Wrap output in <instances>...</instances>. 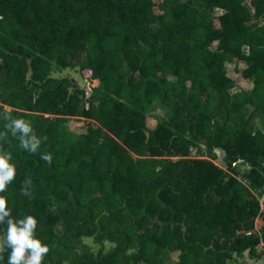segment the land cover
<instances>
[{
	"label": "trees",
	"instance_id": "1",
	"mask_svg": "<svg viewBox=\"0 0 264 264\" xmlns=\"http://www.w3.org/2000/svg\"><path fill=\"white\" fill-rule=\"evenodd\" d=\"M233 60L249 88L231 91ZM54 68H88L98 83L86 98ZM156 99L169 114L149 127ZM5 112L47 137L36 154L11 133L0 139L17 164L0 195L13 218H37L36 236L50 248L43 264H165L172 252L175 264H246L238 260L245 252L260 256L264 0H0V132ZM257 112L261 128L251 122ZM78 114L94 121L82 132L67 125ZM196 141L207 157L190 155ZM216 148L226 168L214 162ZM238 161L249 166L242 178ZM28 178L31 196L22 194ZM82 236L114 246L94 253Z\"/></svg>",
	"mask_w": 264,
	"mask_h": 264
},
{
	"label": "clouds",
	"instance_id": "2",
	"mask_svg": "<svg viewBox=\"0 0 264 264\" xmlns=\"http://www.w3.org/2000/svg\"><path fill=\"white\" fill-rule=\"evenodd\" d=\"M3 117L5 131L0 132V139L11 133L18 138L20 147L32 154L39 151L42 142L47 137L36 134L32 122L24 118L13 117L5 112ZM49 165L52 162L51 153H43L40 157ZM17 164L13 162L12 153L0 147V193L7 191L16 178ZM31 178L26 179L22 185V194L31 196ZM7 225L6 232L0 235V260L3 253L9 251L7 264H43L45 256L50 251L47 244L36 236L38 220L33 215H27L20 219L12 217L11 209L8 207L7 197L0 195V225Z\"/></svg>",
	"mask_w": 264,
	"mask_h": 264
},
{
	"label": "rangeland",
	"instance_id": "3",
	"mask_svg": "<svg viewBox=\"0 0 264 264\" xmlns=\"http://www.w3.org/2000/svg\"><path fill=\"white\" fill-rule=\"evenodd\" d=\"M155 12H159L158 6L154 7ZM221 10L216 9L214 11L215 14H219ZM215 23L218 24V21L215 19ZM242 63L233 60L231 62L226 63V70L228 75H230L232 78L236 81V86L231 90H237L238 88H249L250 84L246 82V80L241 76L239 69L242 67ZM83 69H71V68H59V69H53L51 72L52 76L55 77H63L67 76L71 78L72 83L74 86H77L81 89H83L86 92L91 91V81L86 80L82 73ZM98 83V81L96 82ZM85 98V97H84ZM83 98V99H84ZM84 102L81 103V107H84ZM147 125L149 127H153L156 124L155 119H162L166 118L169 114V109L163 105L159 100H154L150 105L147 106ZM94 121L92 119L86 118L82 116L81 114L74 115L68 117L67 125L68 127L75 131V132H82L86 130V124L93 123ZM252 124L255 127L261 128V120H260V112H257L253 115L251 119ZM214 162L218 164L219 166L226 168V164L224 162V151L220 148H216L214 150ZM190 155L193 157H207V150L206 146L202 141H196L191 146V152ZM248 164L242 161H238L236 163V170L235 173L239 178H242V173L248 169ZM257 196L259 197L260 205H261V212L255 219V229L260 231V228L264 224V188L260 191L256 192ZM80 242L85 243L86 247L90 249L92 252L96 253L100 248L103 249V251H109L114 246V243L109 242L107 240L103 241V244H99L92 236H82L79 240ZM83 250L82 247H78L76 249L77 252H81ZM257 251H259L261 254L257 258H252L248 255L247 252H245L242 256L238 257V260L240 262H244L246 264H259L264 262V242H261L257 246ZM176 252L170 253V255L166 258L165 264H175L176 262ZM138 264H144L143 262H140Z\"/></svg>",
	"mask_w": 264,
	"mask_h": 264
},
{
	"label": "built area",
	"instance_id": "4",
	"mask_svg": "<svg viewBox=\"0 0 264 264\" xmlns=\"http://www.w3.org/2000/svg\"><path fill=\"white\" fill-rule=\"evenodd\" d=\"M82 73H83L84 77L86 78V80L91 81V87H93L97 84L96 82L98 80L95 77H93L92 71L90 69L84 68L82 70ZM89 94H90V92H86L85 97L87 98ZM84 105H85V107H88V102L86 100L84 102Z\"/></svg>",
	"mask_w": 264,
	"mask_h": 264
},
{
	"label": "water",
	"instance_id": "5",
	"mask_svg": "<svg viewBox=\"0 0 264 264\" xmlns=\"http://www.w3.org/2000/svg\"><path fill=\"white\" fill-rule=\"evenodd\" d=\"M253 231H257L256 229H254Z\"/></svg>",
	"mask_w": 264,
	"mask_h": 264
},
{
	"label": "crops",
	"instance_id": "6",
	"mask_svg": "<svg viewBox=\"0 0 264 264\" xmlns=\"http://www.w3.org/2000/svg\"><path fill=\"white\" fill-rule=\"evenodd\" d=\"M241 68V67H240Z\"/></svg>",
	"mask_w": 264,
	"mask_h": 264
}]
</instances>
